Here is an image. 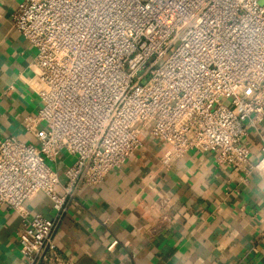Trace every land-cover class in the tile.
<instances>
[{
  "label": "built area",
  "instance_id": "2783aa9c",
  "mask_svg": "<svg viewBox=\"0 0 264 264\" xmlns=\"http://www.w3.org/2000/svg\"><path fill=\"white\" fill-rule=\"evenodd\" d=\"M13 27L34 47L41 107L33 140H0V204L22 219L25 264H73L53 240L58 218L32 214L43 193L59 214L143 147L148 128L264 176L247 137L264 121V0H22ZM74 158L64 170L58 157ZM62 188V192L59 191Z\"/></svg>",
  "mask_w": 264,
  "mask_h": 264
},
{
  "label": "crops",
  "instance_id": "0c3cea01",
  "mask_svg": "<svg viewBox=\"0 0 264 264\" xmlns=\"http://www.w3.org/2000/svg\"><path fill=\"white\" fill-rule=\"evenodd\" d=\"M21 2L0 0V140L30 142L24 123L41 107L42 84L34 47L13 27ZM260 132L264 121L247 137L252 163L262 154ZM169 149L147 128L143 147L100 184L82 186L61 214L43 193L26 207L58 218L53 240L73 264H264V176L195 150L167 167ZM73 160L62 152L59 169ZM22 221L0 204V264H25Z\"/></svg>",
  "mask_w": 264,
  "mask_h": 264
}]
</instances>
